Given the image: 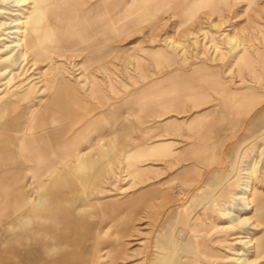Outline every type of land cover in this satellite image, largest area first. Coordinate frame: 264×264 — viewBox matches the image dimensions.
Instances as JSON below:
<instances>
[{"label":"rangeland","instance_id":"1","mask_svg":"<svg viewBox=\"0 0 264 264\" xmlns=\"http://www.w3.org/2000/svg\"><path fill=\"white\" fill-rule=\"evenodd\" d=\"M57 78L73 120L65 133L42 129L47 153L65 161L40 170L41 134L29 155L8 147L0 195L17 197L1 219L0 264H264L251 198L264 196V0H0L11 118L41 113ZM192 84L195 98L184 93ZM93 170L75 213L96 234L62 256L60 217L45 216L42 199L54 178L80 183ZM18 223L26 231L4 233Z\"/></svg>","mask_w":264,"mask_h":264},{"label":"bare ground","instance_id":"2","mask_svg":"<svg viewBox=\"0 0 264 264\" xmlns=\"http://www.w3.org/2000/svg\"><path fill=\"white\" fill-rule=\"evenodd\" d=\"M21 24H23V23L19 22L18 25H21ZM38 28L39 27H38L37 22L32 21L30 28L25 33V40L26 41H28L29 39L32 40L33 39L32 35H34L37 32ZM18 34H21V32H18ZM19 41H20V38H19ZM229 41L233 42L232 40H229ZM16 46H19L18 43H16L15 45H13L11 47L14 48ZM30 52L36 53V54H42L43 51L41 52L39 50V47L35 46V44H32L30 47ZM19 56L22 59L21 53ZM246 56H247L246 52L243 51V57L244 58H242L241 61L243 63L245 62L247 65V64H249L250 59ZM15 65H18V68L21 67V63L16 62ZM56 80L57 81H56V83H54V85L51 89V92H50L49 104L45 108L40 110L41 113L35 112V113L31 114L29 120H27V121L24 119L23 114H19L15 118L12 119L10 116V114L12 112L11 111L12 105L7 103V102L6 103L0 102L1 103L0 104V162L5 160L7 158V156H9V153H11L10 151L7 153L8 147L11 145H13V147H12L13 153L12 154L14 156H17V155L23 156L25 154L29 155L33 149V144H31V138L33 136L37 137V134H41L40 137H38L39 149H40V152L42 155L40 170H42L43 173L46 174V173H49L51 170H53V168L55 166L64 163L65 157H61V156H59V154L55 156V155H50L47 153L49 148L46 144V138H47V136L45 134L46 131L44 129H42L43 126H45V124L48 123V121H50V124L52 127L60 128V130H63V132L65 133V132H68V130H69L68 127L70 126V124L73 120L71 115L68 114V112H67L68 110L61 107L63 105L62 100H64V96L66 95L64 93L65 88H67V87H66V85H62L60 79L57 78ZM197 87L198 86L196 84L195 85H193V84L188 85V86H186V89H184V93L187 95L191 94L195 98V97H197V95L194 92V90ZM48 101H47V103H48ZM70 102H71V100H70ZM77 102L79 103V101H77ZM75 107H76V105H75ZM77 108L80 109V107H77ZM13 110H14V108H13ZM24 120H25V122H24ZM24 124L26 125V127H24ZM7 132H12L15 134L13 141H12L13 144L8 145V139H7V134H6ZM24 141L27 142V144L24 143ZM100 149L103 150L104 148L100 145ZM13 155H11V156H13ZM101 155H102V151H101ZM100 157H101L102 161L103 160L106 161L108 156H107V154H103ZM39 161H40V159H39ZM92 166L94 167L93 164H92ZM94 171H96V170H93L92 173ZM83 175H84V173H83ZM97 177H98V174L93 173L92 175H90V177L84 178V181H82L80 183L79 182L71 183V181L69 182L66 178H64V176L62 178H59V179L54 178L52 180V182L50 183V185L46 189V192H45L44 197L42 199L43 207L45 206V208H46L44 215L46 216V214L48 213L47 208L52 207V209H51L52 214H57V216L60 217L59 221L56 222V234L54 235V241H56L55 249H57L60 253L64 252V254L66 253L67 255L71 254V249L76 248V246L74 247V244H76L74 242L77 239H80L79 242H81V240H82L81 237L83 235H90V237L92 238L93 233H95L93 224H90L91 227L89 228L88 231H86V230L81 231V228L78 227L79 225H77V219H79V218L82 219V216H81L82 213L80 215L76 214L77 211L75 210V208H76V206H81L82 210L85 209V206H86L85 193L88 191V190H86L85 186L90 188L92 186L91 185L92 182L94 180H96ZM79 184H81V186H79ZM76 186H78V187H76ZM1 190H3V187L0 186V193H4ZM245 191L248 193V195L251 193V190L249 189L248 185L246 186ZM16 197L12 196V199H11V196L6 197V195H2V194L0 195V224L3 221V216L4 217L6 216V209L8 207V204L11 206V203L15 202ZM251 198H252V201L255 202V206H256L255 211L261 210V212H262L261 216L259 217V222H260V225L264 226V196L261 197V196H257V195H252ZM244 199H247V197H244ZM243 204H244L243 206H246V202H243ZM79 211L80 210H78V212ZM12 216H13V213H10V218ZM71 216L74 217L73 222L71 221V219L69 220V218H71ZM1 219H2V221H1ZM26 221H28V219H26ZM22 222H20V223L23 224ZM20 223H18L17 225H14V226L11 225V227L5 229L6 231L4 230V233H10L9 230L14 228V227L15 228L19 227V230L17 232H14V234H16V235H19L20 231L23 228H25V231H26L27 228L21 227ZM31 224L33 225V222H31ZM38 225H39V222H38ZM38 225L32 226V228L30 227L28 229V234H31V231L34 230L33 228H36ZM254 226H256V225H254ZM22 232H23V230H22ZM25 235H26V232H25ZM261 237L263 238V235H260L257 239H260ZM85 244H87L86 241H85ZM80 247H82V246H80ZM255 248H257V250H264V238L257 241ZM186 251H188V250H186ZM161 261H162L161 258L156 259L155 264H160Z\"/></svg>","mask_w":264,"mask_h":264},{"label":"crops","instance_id":"3","mask_svg":"<svg viewBox=\"0 0 264 264\" xmlns=\"http://www.w3.org/2000/svg\"><path fill=\"white\" fill-rule=\"evenodd\" d=\"M63 177V176H62ZM118 214H120V213H118ZM114 215L115 216H117V213H116V209L114 210ZM88 236V240H89V238H90V235H87ZM87 238H85L84 240H86ZM66 255V253L64 254V255H62V256H65ZM67 256H69V255H67Z\"/></svg>","mask_w":264,"mask_h":264}]
</instances>
